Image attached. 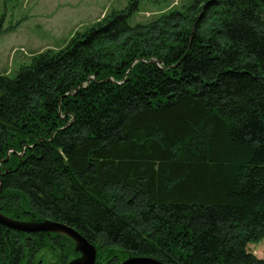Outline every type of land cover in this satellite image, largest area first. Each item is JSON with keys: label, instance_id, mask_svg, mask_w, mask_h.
I'll list each match as a JSON object with an SVG mask.
<instances>
[{"label": "trees", "instance_id": "obj_1", "mask_svg": "<svg viewBox=\"0 0 264 264\" xmlns=\"http://www.w3.org/2000/svg\"><path fill=\"white\" fill-rule=\"evenodd\" d=\"M139 9L0 75V211L74 227L96 264H264L247 250L264 238V0L130 23ZM56 248L79 255L64 234L0 223V264Z\"/></svg>", "mask_w": 264, "mask_h": 264}, {"label": "rangeland", "instance_id": "obj_2", "mask_svg": "<svg viewBox=\"0 0 264 264\" xmlns=\"http://www.w3.org/2000/svg\"><path fill=\"white\" fill-rule=\"evenodd\" d=\"M191 0H139L130 23L148 21ZM130 0H0V75L15 77L33 55L65 47L107 12L123 9ZM247 250L264 258V238ZM71 260V259H70Z\"/></svg>", "mask_w": 264, "mask_h": 264}, {"label": "water", "instance_id": "obj_3", "mask_svg": "<svg viewBox=\"0 0 264 264\" xmlns=\"http://www.w3.org/2000/svg\"><path fill=\"white\" fill-rule=\"evenodd\" d=\"M159 63V61L157 60ZM13 151V150H10ZM10 153V152H9ZM23 152L20 153L22 155ZM8 159V157L6 158ZM1 164V161H0ZM1 173V168H0ZM3 189V183L0 178V193ZM0 223L7 225L10 228L16 229L23 232H55L59 234H64L70 237L75 243V251L79 252L75 258L69 260L66 264H95L97 260L98 247L88 241V239L83 236L74 227L55 221L52 219H31L22 220L11 217L0 211ZM127 256L121 260L119 264H165L163 261L156 257L149 255H133L130 252H126Z\"/></svg>", "mask_w": 264, "mask_h": 264}, {"label": "flooded vegetation", "instance_id": "obj_4", "mask_svg": "<svg viewBox=\"0 0 264 264\" xmlns=\"http://www.w3.org/2000/svg\"><path fill=\"white\" fill-rule=\"evenodd\" d=\"M56 250H59V253H57V254H61V255L57 256ZM77 253H79V252H77ZM77 255L78 254L69 255L66 257V260L64 261L65 255L62 253V251L59 248H56L55 251L42 250L39 253L35 254L32 257V259H29V261H27V263H30V264H66L70 259L75 258V256L77 257ZM79 255H80V253H79ZM97 262H98V252H97L96 263ZM119 263H120V261H119ZM99 264H106V263L102 261Z\"/></svg>", "mask_w": 264, "mask_h": 264}]
</instances>
